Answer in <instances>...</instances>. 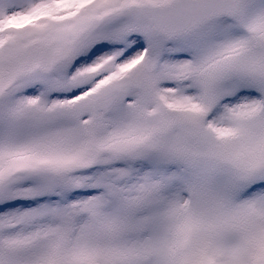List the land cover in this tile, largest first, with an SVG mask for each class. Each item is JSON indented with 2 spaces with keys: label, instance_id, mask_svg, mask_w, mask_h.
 <instances>
[{
  "label": "snow or ice",
  "instance_id": "obj_1",
  "mask_svg": "<svg viewBox=\"0 0 264 264\" xmlns=\"http://www.w3.org/2000/svg\"><path fill=\"white\" fill-rule=\"evenodd\" d=\"M0 264H264V0H0Z\"/></svg>",
  "mask_w": 264,
  "mask_h": 264
}]
</instances>
